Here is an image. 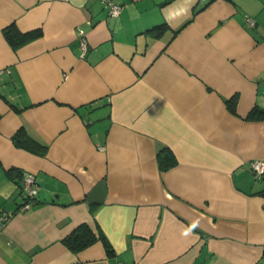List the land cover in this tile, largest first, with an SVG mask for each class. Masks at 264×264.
<instances>
[{
	"label": "crops",
	"instance_id": "crops-1",
	"mask_svg": "<svg viewBox=\"0 0 264 264\" xmlns=\"http://www.w3.org/2000/svg\"><path fill=\"white\" fill-rule=\"evenodd\" d=\"M115 2L0 0V264H264V120L247 118L264 109V0ZM11 23L42 35L14 51ZM20 128L44 156L14 145ZM10 168L34 176L26 211ZM81 224L113 253L70 251Z\"/></svg>",
	"mask_w": 264,
	"mask_h": 264
},
{
	"label": "trees",
	"instance_id": "trees-1",
	"mask_svg": "<svg viewBox=\"0 0 264 264\" xmlns=\"http://www.w3.org/2000/svg\"><path fill=\"white\" fill-rule=\"evenodd\" d=\"M170 31L169 26L166 23L156 25L150 29H147L144 34L150 38L157 39L161 38L165 33ZM2 33L7 43L10 45L12 50L16 51L23 45L30 43L31 41L41 37V29H33L30 31H20L15 23H11L2 29ZM176 31L172 32V35H176ZM227 108L230 112L235 113V101L234 99L227 101ZM248 119L264 120V109L254 107L247 116ZM12 142L18 148H22L28 152H31L38 156H44L47 153V148L40 145L36 141L32 140L25 131L20 128L12 136ZM158 167L161 172L166 171L176 165V159L169 148L163 147L158 150L156 154ZM4 174L7 179L14 181L18 185V192L21 193V179L22 175L16 168H10L4 170ZM264 179V178H260ZM264 196V191L259 193ZM96 241H101L108 254H112L113 250L109 245L104 235L99 231H94L89 225L81 224L77 226L70 234L64 239V245L72 252L77 253L84 248L92 245Z\"/></svg>",
	"mask_w": 264,
	"mask_h": 264
},
{
	"label": "built area",
	"instance_id": "built-area-1",
	"mask_svg": "<svg viewBox=\"0 0 264 264\" xmlns=\"http://www.w3.org/2000/svg\"><path fill=\"white\" fill-rule=\"evenodd\" d=\"M102 5L108 10L109 15L118 16L120 12V6L115 2V0H99ZM248 26H254V21L249 17L245 19ZM78 37L80 38V48L82 55L85 54L87 50V42L82 35V32H78ZM251 171L256 178H264V161H254L251 164ZM22 191L26 195L27 201L24 202L19 208L20 211H26L33 205V199L37 194V186L35 183L34 176L32 174H23L21 180ZM10 213L1 212L0 213V224H5L9 219ZM119 264H125L123 262Z\"/></svg>",
	"mask_w": 264,
	"mask_h": 264
},
{
	"label": "rangeland",
	"instance_id": "rangeland-1",
	"mask_svg": "<svg viewBox=\"0 0 264 264\" xmlns=\"http://www.w3.org/2000/svg\"><path fill=\"white\" fill-rule=\"evenodd\" d=\"M22 180V179H21ZM260 182L264 183V179L259 180Z\"/></svg>",
	"mask_w": 264,
	"mask_h": 264
}]
</instances>
